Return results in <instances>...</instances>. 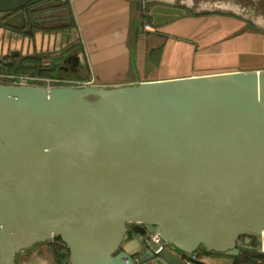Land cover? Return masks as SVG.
<instances>
[{
    "label": "water",
    "instance_id": "water-1",
    "mask_svg": "<svg viewBox=\"0 0 264 264\" xmlns=\"http://www.w3.org/2000/svg\"><path fill=\"white\" fill-rule=\"evenodd\" d=\"M33 1L0 0V15ZM127 225L149 259L122 248ZM243 235L264 236V69L109 88L0 82V264L51 238L68 264H234Z\"/></svg>",
    "mask_w": 264,
    "mask_h": 264
},
{
    "label": "crops",
    "instance_id": "crops-1",
    "mask_svg": "<svg viewBox=\"0 0 264 264\" xmlns=\"http://www.w3.org/2000/svg\"><path fill=\"white\" fill-rule=\"evenodd\" d=\"M45 6L34 14L22 9L0 15L8 24L0 26L4 64L42 53L46 55L40 63L42 71L104 88L264 69L262 59L249 69L232 67L236 60H249V52L233 46L244 44L248 49L252 45L248 29L240 31L248 21L212 10L210 5L206 10L194 9V0H56ZM66 16L71 17L70 27L63 21ZM54 20L58 21L53 27L39 26ZM144 23L152 24L155 31L145 30ZM252 31L261 36L257 41L261 48L252 52L263 57L264 33L257 28ZM238 243L241 248L234 264H254L258 237L243 235ZM122 248L134 256L150 257L138 252L141 237L132 225L126 226ZM67 251L59 239L51 238L19 251L15 260L16 264H68ZM202 259L208 264H228L229 257L203 253ZM146 264L157 263L148 260Z\"/></svg>",
    "mask_w": 264,
    "mask_h": 264
},
{
    "label": "rangeland",
    "instance_id": "rangeland-1",
    "mask_svg": "<svg viewBox=\"0 0 264 264\" xmlns=\"http://www.w3.org/2000/svg\"><path fill=\"white\" fill-rule=\"evenodd\" d=\"M194 3V9L201 8V10H206L205 8H208L210 5V9L212 10L233 13L244 19V21L252 23L255 28L264 33V0H194ZM246 36L252 40V45L249 46L248 49L243 48L244 44L242 46H236V43H233V46L239 49V51L246 53L249 52L247 55L249 58L248 61L236 60L233 62L235 66L232 67H236L237 69H249L247 66L256 65L257 63L259 64L261 62L260 59L264 61V53L263 57H258L257 54L255 55V53L252 52L253 49L261 48L259 47L261 44H257V41L261 38V36H259L258 33L253 32L251 29L247 30ZM249 43L251 44V42H248L247 44ZM0 82L4 83L6 81L0 80Z\"/></svg>",
    "mask_w": 264,
    "mask_h": 264
},
{
    "label": "trees",
    "instance_id": "trees-1",
    "mask_svg": "<svg viewBox=\"0 0 264 264\" xmlns=\"http://www.w3.org/2000/svg\"><path fill=\"white\" fill-rule=\"evenodd\" d=\"M56 0H37L30 2L27 5H24L18 9L13 10L12 12H16L18 10L25 9L26 11L30 10L31 14H34L36 11H31V7L37 5V4H44V3H53ZM66 9V8H64ZM67 17V16H66ZM55 22L52 23H43L39 24L42 28L48 29L50 27H53L55 23H57L58 20H54ZM67 25L70 27L72 25L71 17H67V19L63 20ZM8 25L7 22L0 20V26H6ZM46 57L45 54L42 53H36L32 55H26L18 59L11 60L9 64H4L3 62H0V72H6V73H21V74H31V75H38V76H52V73L50 71H42L41 70V60Z\"/></svg>",
    "mask_w": 264,
    "mask_h": 264
},
{
    "label": "built area",
    "instance_id": "built-area-1",
    "mask_svg": "<svg viewBox=\"0 0 264 264\" xmlns=\"http://www.w3.org/2000/svg\"><path fill=\"white\" fill-rule=\"evenodd\" d=\"M144 29L147 31H155V27L150 23H144ZM0 80H4L6 82H10L13 84H42L45 87L49 88L53 85L57 84H87L88 82L74 80L69 78H63L59 76H38V75H31V74H15V73H6L0 72ZM152 238L155 242L159 244V249L156 251L158 252L162 247L167 246V244L160 239V237L154 233ZM259 252L264 253V236L260 235L258 237V249Z\"/></svg>",
    "mask_w": 264,
    "mask_h": 264
},
{
    "label": "flooded vegetation",
    "instance_id": "flooded-vegetation-1",
    "mask_svg": "<svg viewBox=\"0 0 264 264\" xmlns=\"http://www.w3.org/2000/svg\"><path fill=\"white\" fill-rule=\"evenodd\" d=\"M42 10V9H41ZM47 12V11H46ZM33 17H34V15H33Z\"/></svg>",
    "mask_w": 264,
    "mask_h": 264
}]
</instances>
